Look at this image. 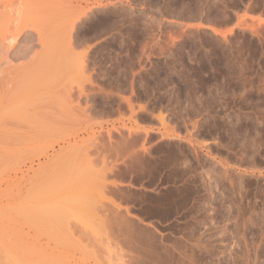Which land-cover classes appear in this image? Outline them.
Returning a JSON list of instances; mask_svg holds the SVG:
<instances>
[{
	"label": "rangeland",
	"instance_id": "obj_1",
	"mask_svg": "<svg viewBox=\"0 0 264 264\" xmlns=\"http://www.w3.org/2000/svg\"><path fill=\"white\" fill-rule=\"evenodd\" d=\"M3 10L9 13L0 15V34L5 29L2 36L7 35L10 43L0 38V264L17 262V257L28 255V251H33L28 257L35 260L55 252L63 256L57 260L61 264L67 258L70 264L76 260L77 264H111L119 253L115 249L124 243L118 246L114 240L118 247H112L114 234L110 229L114 227H109L107 220L113 214H124L126 203L140 218L133 222L141 233L144 230L142 234H153L163 245L167 241L164 247L158 244L162 246V258L169 254L163 259L166 264L178 259L180 264H264V24L257 19L264 18V0H0V12ZM205 18L226 27L223 30L232 26V31L223 37L208 26H194ZM185 21L194 25L187 26ZM81 86L89 94L87 98L77 96ZM65 88L76 94L73 101L79 100L91 119L79 116L71 120L61 112L58 115L64 104L69 105L61 93ZM125 97L132 99L136 109L130 118ZM54 111L60 118L53 116ZM158 112L167 117L169 128L159 123L155 117ZM143 114L148 117H141ZM132 121L155 131L160 129L157 133L165 128L178 131L180 139L167 141L161 135L155 137L156 133L149 138L152 140L147 138L145 146L152 151L149 158L153 160L159 150V159L165 163L167 154L182 144L183 151L188 149L189 160L182 164L191 165L192 172L187 171L189 167L182 175L183 168H178L177 172H166L168 178L161 174L164 179L154 175L135 178L133 168L127 171L123 163L127 159L120 155L122 151L91 148L93 135L107 144L109 129L113 142L118 137L120 140L121 131L135 126ZM186 136L191 141L195 138V146H188ZM138 148L136 145L133 153ZM107 153L109 165L114 166L116 161L118 166L105 180L100 177L103 163L99 160ZM198 156L202 157L199 162ZM170 157L175 159V155ZM200 161L206 163L205 175ZM102 179L114 183V187L108 184L103 193ZM207 179L212 181L210 190ZM199 183L200 189L196 187ZM124 192L131 193L130 202ZM171 192L178 200L173 196L170 201L164 200ZM37 195H42L43 201ZM72 195L77 199H72V205L80 199L79 211L75 207L77 217L68 215L47 222L40 215L32 213L24 219L23 213L15 212L21 203L40 204L62 196L57 201L61 203L68 197L71 201ZM35 197L40 200L32 201ZM157 202L164 205L157 206ZM38 204L39 209H45ZM141 206L154 210L149 208L148 212ZM106 231L112 237L108 238L111 245ZM118 239L122 240L120 235ZM6 248L7 252L11 250L12 263L8 262ZM20 256V261L24 260Z\"/></svg>",
	"mask_w": 264,
	"mask_h": 264
},
{
	"label": "bare ground",
	"instance_id": "obj_2",
	"mask_svg": "<svg viewBox=\"0 0 264 264\" xmlns=\"http://www.w3.org/2000/svg\"><path fill=\"white\" fill-rule=\"evenodd\" d=\"M10 10L11 9H9V12H10ZM7 11L8 10H3V13H1L0 12V15L1 14H3L4 16L5 15H7L8 16V13H7ZM12 12H13V10H12ZM11 12V13H12ZM16 12V11H15ZM19 12V11H18ZM4 13H6V14H4ZM11 13L9 14V16L11 15ZM17 13V12H16ZM6 16V17H7ZM15 16H16V14H15ZM17 17V16H16ZM250 18H251V16H250ZM252 18H254L253 16H252ZM8 19H9V17H8ZM205 19H207V18H205ZM258 19V22L259 23H263L264 24V18H257ZM16 20V19H15ZM202 20V19H201ZM8 22V21H7ZM19 22H20V16H19ZM186 23H184L185 25H187V26H193L194 25V23H190V22H188V21H185ZM194 22V21H193ZM199 22V21H198ZM197 22V24H195L194 26H197V27H202V26H208L210 29H211V31L212 32H214V33H216V34H218V35H220V36H226L227 34H229L231 31H232V26H230V27H228L227 29H220V28H218V27H216V26H211V25H207V23H205V22H199L198 23ZM208 22H209V19H208ZM193 24V25H192ZM226 28V27H225ZM4 30L5 29H3V31L1 32L2 34H0V38L2 39H4L5 37V35L4 36H2L5 32H4ZM4 32V33H3ZM11 34V33H10ZM9 34V35H10ZM6 38L7 39H9L8 38V36L6 35ZM5 38V42H7V39ZM2 41V40H1ZM9 41V40H8ZM10 41H12V40H10ZM3 43H4V40L2 41ZM8 43V42H7ZM10 43V42H9ZM8 43V44H9ZM13 43V42H12ZM0 44H2V43H0ZM5 44V43H4ZM5 45H7V44H5ZM81 59H82V57H81ZM83 60V59H82ZM81 61V60H80ZM83 62V61H82ZM79 63V62H78ZM77 63V64H78ZM83 63H81L80 65H82ZM79 65V67L81 68V67H83V65L82 66H80ZM84 66H85V64H84ZM80 71H82V70H80ZM90 77H91V75H89ZM90 77H89V79H90ZM68 88H70V87H68ZM54 91H56V90H53L52 91V93L54 92ZM9 93V92H8ZM61 93L64 95L63 96V99H64V101H66V102H64V103H66V105L67 104H69L67 107L65 106V104H64V107H65V109H63L62 108V111H59V113H58V111L56 112V111H54V117H56V116H60V112H61V115L63 116H66L67 117V119H71V120H73V119H77L79 116H81V119L82 118H84V120L86 119V120H88V119H91L90 118V115L88 114V112H87V110H86V108L85 107H81V105L79 104V100H77V102L75 103L74 101V95L76 96V94H74V92L71 90V89H64V91H61ZM48 94H49V92H48ZM51 94V93H50ZM49 94V95H50ZM82 95H84V97H86V96H88L89 94H87L86 93V90L84 89V87H78L77 88V96L80 98ZM92 97V96H91ZM87 98V97H86ZM75 99H77V98H75ZM74 100V101H73ZM124 101H126L125 103H127L128 104V109L131 111V114H130V116L128 117V118H130L131 117V115H133L134 116V114H132L134 111H136V109H133V105H134V103L132 104V99L131 98H129V97H125L124 99H123ZM72 102H74L75 104H72ZM126 104V105H127ZM135 108V107H134ZM138 108H143V106H140V105H138ZM59 110H61V109H59ZM102 111H104V110H102ZM51 114H53V110H51ZM62 112H64V113H62ZM100 112V111H99ZM56 113H58V115L56 114ZM138 114H139V112H137ZM136 113V114H137ZM56 115V116H55ZM58 116V117H59ZM63 116V117H64ZM139 116V115H138ZM141 116V115H140ZM165 115H161V113L160 112H158V115L156 114V116L155 117H157V120H159V123L163 126V128L164 127H168V123H166L167 121H169V120H167L166 121V119H167V117L165 118L164 117ZM141 117H143V118H145V117H148V116H146L145 115V117H144V114H143V116H141ZM141 117H139V118H141ZM60 118V117H59ZM132 118H134V117H132ZM142 118V119H143ZM165 118V119H164ZM56 119H58V118H56ZM79 119V118H78ZM133 120V119H132ZM135 120V119H134ZM130 121V120H129ZM134 124H135V126H132V125H130L129 127L127 126V129H126V131H127V133H125L126 131L124 130V131H121L119 134H121L122 132L125 134L124 136H122L123 135V133L121 134V136H120V140H119V137H118V140H116V141H114L113 142V140L111 139L112 138V136H111V130H107L106 131V134H107V137H108V139H109V143H105L106 142V140H105V142H103L101 139V141L99 140V136H97V135H93L92 137H91V140L90 141H92V143H90V142H88V144L90 143V145L91 146H93V147H91L90 145H88L89 147H91V148H94V149H98L99 147V150L100 149H103V151L105 150H108V152L109 151H112V152H114L115 151V153L116 152H119L120 153V151H122L121 153L122 154H120V155H123L124 157H126V161H124L123 163H124V165L125 164H127V166L125 165V167H126V169H129V170H127V171H130L132 168H133V171L136 173V176H134L135 178L136 177H139V176H143V175H147V176H149L150 178H152L151 176H157L158 178L159 177H161L163 174V176H166V172H168V171H170L171 173L175 170L176 172H177V170H178V168H183L182 170H180V171H183V173H181L182 175L184 174V169H189V167H190V169H191V165L189 166V167H187L188 165H185V164H182V163H185V161H186V164H187V161H189V160H187L186 158V149H184L186 146H187V144H186V146L185 147H183V149L185 150V151H183L182 149H181V147L183 146L182 144L181 145H178L179 146V148H177L176 150H171L170 152H169V156H168V154H167V158H166V162L165 163H161L163 160H161L162 158H160L159 159V156H161V155H159L158 156V154H159V150L157 151L158 153L156 154L157 156H155V157H153L154 159L153 160H151L150 158H152L151 156H149V155H151V148H149V146L148 147H146L145 146V142H147V138H148V140H152V139H149V138H151V136H152V134H154V133H156V134H154V136L156 135H158L157 137H160V138H168L167 139V141L169 140V139H171V140H174V139H180L181 137H179V135H178V131L177 132H174L175 131V129L173 130V131H169V129L168 130H166V128L165 129H163V132H162V130H161V132L160 133H157V130H160V129H157L156 131H155V129L154 130H152L151 129V127L150 128H146V127H143V126H140L139 124H137L136 123V121H132ZM166 125V126H165ZM195 126V125H194ZM194 126L192 125V128H194ZM126 127V126H125ZM169 128V127H168ZM174 128V126L171 128V129H173ZM125 129V128H124ZM184 129H186V127L184 128ZM187 130V129H186ZM189 131H190V129H188ZM187 130V131H188ZM197 130H198V128H197ZM186 131V132H187ZM159 132V131H158ZM189 133V132H188ZM196 133V132H195ZM141 134L144 136V137H142L141 136ZM187 134V133H186ZM192 134V133H191ZM162 137H161V136ZM190 135V134H189ZM155 136V137H156ZM194 136V135H193ZM192 136V137H193ZM153 137V136H152ZM154 137V138H155ZM184 137V136H183ZM187 137V136H186ZM101 138V137H100ZM165 138V139H166ZM103 139V138H102ZM117 139V138H116ZM159 138H156L155 140H158ZM184 139V138H183ZM182 139V140H183ZM186 139V138H185ZM185 139L183 140V141H185ZM191 139V138H190ZM188 137H187V140L185 141V142H187L188 143V146L189 145H192L193 143H195V142H193L192 143V141H193V139H195V138H192V141L190 140ZM99 140V141H98ZM115 140V139H114ZM154 140V139H153ZM181 140V141H182ZM197 140V139H196ZM82 141H83V139H82ZM108 141V140H107ZM159 141H161V140H159ZM164 141V143L165 142H167V141H165V140H163ZM182 141V142H183ZM195 141V140H194ZM248 141V140H247ZM87 142V141H86ZM113 142V143H112ZM155 142V141H154ZM172 142H174V141H170V143H172ZM199 142V141H198ZM249 142V141H248ZM247 142V143H248ZM71 143V142H70ZM75 143H77V141H75ZM74 143V144H75ZM83 143H85V142H83ZM181 143V142H180ZM73 144V145H74ZM207 144V143H206ZM248 144H250V143H248ZM70 145V144H69ZM72 145V146H73ZM136 145H138V152L136 151V152H134L133 153V148H135L136 147ZM154 145V144H153ZM166 145V144H165ZM167 145H168V142H167ZM170 145V147H172L171 145H173V144H169ZM194 145V144H193ZM192 145V146H193ZM86 146V145H85ZM135 146V147H134ZM178 146H176V147H178ZM181 146V147H180ZM195 146V145H194ZM198 146H200V145H198ZM248 146V145H247ZM151 147V146H150ZM160 147H161V149H162V151H163V147L160 145ZM167 147V146H166ZM169 147V146H168ZM176 147H174V149L176 148ZM204 147V146H203ZM206 147V146H205ZM82 148V147H81ZM86 148V147H85ZM88 148V147H87ZM104 148H106V149H104ZM159 148V147H158ZM193 148H197V147H193ZM192 148V149H193ZM201 148V147H200ZM60 149H62V148H60ZM59 149V151H61ZM79 149V148H78ZM78 149H77V151H78ZM83 149V148H82ZM132 149V150H131ZM139 149H140V152H139ZM170 149V148H169ZM190 149V148H189ZM87 150V149H86ZM164 150H165V147H164ZM168 150V149H167ZM188 150V149H187ZM197 149H195L194 150V152H197L198 153V151H196ZM73 151V150H72ZM81 149L79 150V152H80V154H81ZM90 151H91V149H90ZM97 152H98V150H96ZM103 151H101V154H102V152ZM191 151V150H190ZM190 151H187V153L188 154H190L189 152ZM205 151V150H204ZM84 152H86V151H84ZM88 152V151H87ZM107 152V151H106ZM105 152V153H106ZM192 152V151H191ZM206 152V151H205ZM73 153V152H72ZM78 153V152H77ZM133 153V154H132ZM166 151H165V155H166ZM85 154V153H84ZM88 154V153H87ZM110 154H111V152H110ZM153 154V153H152ZM206 154V153H205ZM74 155V154H73ZM77 155V154H76ZM82 155V154H81ZM80 155V156H81ZM86 155V154H85ZM108 153H107V155L106 154H103L99 159V161H102V163H103V166L100 168V177H102L103 179H105L106 180V177H108V175L110 174V173H113L114 174V172H113V170L115 169V168H113L115 165H116V161H115V165L113 166L112 164L111 165H109L110 163V161H111V159H108ZM175 155V159H173V161L172 160H170L169 159V157L171 156V157H173V156ZM176 155H178V156H176ZM194 155H195V153H194ZM196 155H198V154H196ZM201 155V154H200ZM70 156V155H69ZM118 156V153H117V155H116V157ZM122 156V157H123ZM153 156V155H152ZM192 156H193V154H192ZM191 156V157H192ZM71 157V156H70ZM88 157V156H87ZM110 157V156H109ZM111 157H112V155H111ZM110 157V158H111ZM115 157V156H114ZM130 157H132V158H130ZM150 157V158H149ZM162 157V156H161ZM165 157V156H164ZM170 157V158H171ZM180 157H181V159H184V160H182V162H178L177 161V159L179 160L180 159ZM193 157H196L197 158V156H193ZM200 156H198V158H199ZM86 158V157H85ZM200 158H202V157H200ZM198 159V161L197 162H199V160H201V159ZM89 159V158H88ZM116 159V158H115ZM163 159H165V158H163ZM190 159V162L192 161L191 160V158H189ZM54 160H56V159H54ZM112 160H114V159H112ZM161 160V161H160ZM90 161H91V159H90ZM90 161L88 162V163H90ZM171 161V162H170ZM132 162H134V163H132ZM170 162V163H169ZM201 162V161H200ZM204 163H202L200 166L202 167V168H200V169H202L203 170V167H206V166H203V164H206L205 163V161H203ZM114 163V162H113ZM193 163V162H192ZM181 164L182 165H185V166H181ZM189 164V163H188ZM194 164V163H193ZM198 164V163H197ZM210 164V163H209ZM208 164V165H209ZM224 164V163H223ZM123 165V164H122ZM124 165H123V167H124ZM199 165V164H198ZM207 165V167H209ZM118 165H116V167H117ZM124 167V168H125ZM210 167H213V166H211L210 165ZM131 168V169H130ZM160 168H162V170H163V168H164V170L163 171H160ZM193 168V167H192ZM123 169V168H122ZM125 169V170H126ZM177 169V170H176ZM190 169L189 170H187V171H189V173L190 172H192V170L193 169H191V171H190ZM195 169V168H194ZM199 169V168H198ZM197 169V170H198ZM124 170V171H125ZM205 170V169H204ZM202 171L203 173H204V175H205V171ZM99 171V170H98ZM122 171V170H121ZM200 171V170H199ZM199 171H197L198 173H199ZM116 172V171H115ZM123 172V171H122ZM132 172V171H131ZM131 172H130V174H131ZM186 172V171H185ZM201 172V171H200ZM201 172V173H202ZM215 172V171H214ZM98 173V172H97ZM129 173V172H128ZM187 173L188 172H186V175H187ZM188 173V174H189ZM200 173V174H201ZM202 173V174H203ZM226 173V172H225ZM112 174V175H113ZM126 174V173H125ZM130 174H128V175H130ZM162 174V175H161ZM227 174V173H226ZM98 175V174H97ZM134 175V174H133ZM132 175V176H133ZM170 175V174H169ZM126 176V175H125ZM185 176V175H184ZM200 176V175H199ZM99 177V176H98ZM99 177V178H100ZM192 177V176H191ZM195 177V176H194ZM203 177V176H202ZM207 178H208V176H206ZM205 176H204V178H206ZM162 179H164V178H168L167 176L166 177H161ZM160 178V179H161ZM188 178V177H187ZM189 178H190V175H189ZM193 178V177H192ZM197 178H199V177H197ZM200 178H201V176H200ZM204 178H202V179H204ZM102 179V180H103ZM128 179V178H127ZM215 179V178H214ZM213 179V180H214ZM229 179V178H228ZM105 180H103V184L102 185H100V187H102L101 188V190L103 191V193H105V190H106V188L108 187V184H112L113 185V187H114V183H111V182H109V183H106L105 182ZM132 180V179H131ZM134 180V179H133ZM132 180V181H133ZM194 181H196L195 179H193ZM205 180V179H204ZM207 180H209V179H207ZM230 180H232V179H230ZM108 181V180H107ZM128 181V180H127ZM129 182H130V180H129ZM191 182V181H190ZM210 182L212 183V181H208V183L207 182H205V183H207L208 184V186L210 187ZM216 182V181H215ZM218 182V181H217ZM198 182L196 181V183L194 182V185H196ZM201 183H203L202 185H204V182L203 181H201ZM234 183V182H233ZM127 184V183H126ZM188 184V183H187ZM215 185L217 184V183H214ZM111 185V186H112ZM190 185V184H189ZM192 185H193V182H192ZM214 185V186H215ZM206 186V185H205ZM112 187V188H113ZM127 187V186H126ZM187 187V186H186ZM190 187V186H189ZM196 187H200V183L196 186ZM203 187V186H202ZM208 187V188H209ZM211 187H212V185H211ZM209 188L208 190H210V189H212V188ZM110 188V187H109ZM108 188V189H109ZM194 188V187H193ZM127 189V188H126ZM125 189V190H126ZM177 189H179V188H177ZM183 189H185L184 187H183ZM200 189V188H199ZM202 189V188H201ZM100 190V191H101ZM111 190V189H110ZM190 190H192V188L190 189ZM189 190V191H190ZM193 190H195V189H193ZM192 190V191H193ZM203 190H205V189H203ZM112 191H114V190H112ZM127 191V193L130 191L129 189L128 190H126ZM174 191H175V189H174ZM187 191V190H186ZM191 191V192H192ZM197 191V190H196ZM131 192V191H130ZM167 192V191H166ZM182 192V191H181ZM188 192V191H187ZM190 192V193H191ZM208 192V191H207ZM125 193V192H124ZM127 193H125V196H124V198L126 199V200H130V194H127ZM135 193H137V192H135ZM194 193H195V191H194ZM198 192H196V194H197ZM134 194V193H133ZM164 194V193H163ZM170 194V195H169ZM168 195L166 194L165 196H163V197H165L164 198V200H167V201H170L171 199H172V196H173V192H171V193H169ZM172 194V195H171ZM201 194V193H200ZM28 195V194H27ZM30 195V197H31V194H29ZM28 195V196H29ZM71 195V194H70ZM105 195V194H104ZM193 195V194H192ZM34 196H36L35 194H33V197ZM67 196V195H66ZM64 197L63 196V198H67V197ZM73 196L74 195H72L71 196V201L69 200L70 199V197H68L69 199H64V201H63V199H62V201L63 202H65V200H66V202L65 203H63V202H57V201H61L60 200V198L62 197V196H60L58 199L57 198H53V201L51 200H49V202L47 201H44V203L43 202H40V204H38V203H33V202H31V203H33L34 205H35V207H34V205L33 204H31L29 201L27 202L28 203V206H27V204L25 203V202H23V203H25L24 205L21 203L18 207H17V211L15 210V212H17L19 215H21L22 213V215H25V217H24V219L25 218H27L28 219V217L29 216H31V215H35L36 214V216L37 215H40L41 216V219L43 218V220L45 221V219H46V221L48 222V220L49 221H51V219H53V222H54V219H55V221H58V218H61V217H64V216H71L72 215V217H74V216H76L77 217V212L79 211V209H78V207L80 206V199L78 198V204H75V202H73L74 204L72 205V199H74V200H76L77 201V199H75V198H73ZM134 196V195H133ZM132 196V197H133ZM136 196V195H135ZM149 196V195H148ZM161 196V197H162ZM194 196V195H193ZM208 196V195H207ZM37 197L38 198H40L41 200H42V195L40 196V195H37ZM138 197V196H137ZM150 197V196H149ZM162 197V198H163ZM176 197V199L178 198L177 196H175ZM174 196H173V198H175ZM216 197V196H215ZM214 197V198H215ZM135 198V197H134ZM133 198V199H134ZM159 199L157 200V201H160V196L158 197ZM162 198H161V200H162ZM171 198V199H170ZM36 199V197L35 198H32L31 200L32 201H34ZM40 199H36V200H40ZM44 199V198H43ZM46 199V198H45ZM55 199H57L56 200V202L54 201ZM132 199V200H133ZM136 199V198H135ZM150 199V198H149ZM152 199V198H151ZM175 199V200H176ZM179 199H181V198H179ZM183 199H185V198H183ZM208 199V198H207ZM30 200V201H31ZM70 201V202H68L67 203V201ZM125 200V201H126ZM138 200V199H137ZM175 200H172L174 203H175V205H177L176 204V202H175ZM178 200V199H177ZM43 201V200H42ZM142 201V200H141ZM144 201V200H143ZM146 201V200H145ZM148 201H150V200H148ZM167 201H163V203L164 202H166V203H168ZM50 202H52L53 204L55 203L56 205H54V206H52L53 204H50V206H49V203ZM130 202V201H129ZM151 202V201H150ZM154 202L156 203V201L154 200ZM211 202V201H210ZM18 203V202H17ZM42 203V204H41ZM47 203V204H46ZM148 203V202H147ZM154 203V205L155 206H153L154 208H156L158 205H160V204H163L162 202H157V206H156V204ZM173 203V204H174ZM178 203V202H177ZM209 203V202H208ZM38 204V206H40V208L42 207H45V209L43 208V209H39V207H37L36 205ZM168 204H170V203H168ZM171 204H172V202H171ZM25 205H26V207H25ZM31 205H32V207H31ZM59 205V206H58ZM74 205H78V206H74ZM126 205V207H124V208H122V210L123 209H125L124 211V214H123V212H122V214L120 213L119 215V217H116L114 214L113 215H111V219L110 218H108L109 219V221L107 220V224H109V227H114V229L113 228H111L110 230V234H114V235H112V236H114V238H113V240H112V243L114 242V240H116V245H118L121 241H123V246L127 249H124V247L122 246L121 248L120 247H118V246H120V245H118V246H115V242L113 243L114 245H112V247L114 246L115 248H117L118 247V249H115L116 251L115 252H117V251H119V253H116L115 255V258H113V262L111 263V264H166V259H165V263L163 262V259L166 257V256H169V254H167L166 252H164V253H166L167 255L164 257V258H162L163 257V255L164 254H162V252H161V249H162V246L164 247V245H166V242H165V244L163 245L161 242H162V240L160 241V242H157V240H155V238L152 236V235H148V234H142L143 233V231H142V233L138 230V229H140V227L137 229V227H135V225H134V222H133V219L135 220V221H137V220H140V218H138L136 215H134L133 213H131V211H130V209H129V207H128V204L126 203L125 204ZM147 205H149V204H147ZM164 205V204H163ZM163 205L161 206V207H163ZM165 205H167V204H165ZM24 207V209H23V207ZM74 206V207H73ZM81 206H82V204H81ZM119 206L120 205H118V206H116L117 208H119ZM129 206H130V204H129ZM144 206V205H143ZM143 206H141V207H143ZM171 206V205H170ZM170 206H168V208L170 207ZM173 206V205H172ZM210 206H211V204H210ZM75 207H76V209L78 210H76L75 209ZM101 207V206H100ZM99 207V208H100ZM146 207V206H145ZM145 207H143L142 209H144ZM148 207V206H147ZM152 206H150L149 208H150V210L151 209H153V208H151ZM22 208V209H21ZM39 209V210H41V211H39V210H37V211H35L34 209ZM101 208H103V207H101ZM130 208H132V205H131V207ZM149 208L147 209V208H145V211L146 210H148V212H149ZM175 208V207H174ZM22 211H21V210ZM27 209V210H26ZM30 209V210H29ZM31 209H33L32 210V212H31ZM133 209V208H132ZM159 211H160V207L159 208H157ZM157 209H155V211H157L158 212V210ZM165 209H167V208H165ZM172 209V208H171ZM19 210V211H18ZM29 210V211H28ZM74 210H75V212H74ZM154 210V209H153ZM152 210V211H153ZM163 210H164V208H163ZM24 211V212H23ZM34 211V212H33ZM103 211V210H102ZM152 211H150L151 213H153ZM21 214H20V213ZM26 212V214H24ZM42 212H44V213H42ZM156 212V213H157ZM166 212V211H165ZM13 213V212H12ZM33 213V214H32ZM40 213H42V214H45V215H43V217H42V214H40ZM76 213V214H75ZM150 213V214H151ZM155 212H154V215L156 214ZM159 214H162V213H160V212H158ZM15 214V213H14ZM30 214V215H29ZM74 214V215H73ZM150 214H148V215H150ZM16 215V214H15ZM28 215V216H27ZM98 216H99V214H98ZM104 216H106V215H104ZM155 216H157V215H155ZM160 216H162V215H160ZM207 216V215H206ZM20 217V216H19ZM46 217V218H45ZM100 217V216H99ZM98 217V218H99ZM18 218V217H17ZM101 218V217H100ZM40 219V220H41ZM48 219V220H47ZM57 219V220H56ZM66 219V218H65ZM103 219V218H102ZM101 219V220H102ZM106 219V218H105ZM59 220H61V219H59ZM63 220V219H62ZM32 221V220H31ZM97 223H98V221H96ZM105 222V221H104ZM104 222H103V225L105 226V224H106V222H105V224H104ZM109 222V223H108ZM44 223V222H43ZM51 223V222H50ZM50 223H49V226H50ZM61 223V222H60ZM62 223H64V222H62ZM100 223V222H99ZM98 223V224H99ZM44 224H46V227H48L47 226V224L48 223H44ZM43 224V225H44ZM42 225V226H43ZM52 225V224H51ZM102 225V226H103ZM137 225H138V223H137ZM45 226V225H44ZM43 226V227H44ZM63 226V225H62ZM101 226V227H102ZM108 227V226H107ZM65 228V227H64ZM104 228V227H103ZM193 228H195V227H193ZM43 229V228H42ZM105 229H107V228H105ZM105 229H103V231L105 230ZM113 229V230H112ZM192 229V228H191ZM190 229V230H191ZM66 230V229H65ZM193 230H195V229H193ZM68 231V230H67ZM47 232V231H46ZM107 232V231H106ZM113 232V233H112ZM118 232V233H117ZM191 233V232H190ZM72 234V233H71ZM117 234H119L120 236H121V238H122V240H120V239H118V237H119V235H117ZM106 235H107V239L109 238L110 239V237L108 236V232L106 233ZM116 237H117V239H116ZM105 238V239H106ZM112 238V237H111ZM157 238V237H156ZM165 238V237H164ZM22 239V238H21ZM109 239H108V245H111V244H109ZM194 239H196V238H194ZM193 239V240H194ZM25 240V239H24ZM24 240H22V242L24 241ZM76 240V239H75ZM199 240V239H198ZM70 242V241H69ZM177 242V241H176ZM198 242H202L201 240L200 241H198ZM197 242V243H198ZM204 242V241H203ZM202 242V243H203ZM26 243V242H25ZM72 243V242H71ZM118 243V244H117ZM161 243V244H160ZM164 243V242H163ZM170 243V242H169ZM174 243H175V241H174ZM182 243H183V241H182ZM20 244V243H19ZM21 244H23V243H21ZM29 244V243H28ZM68 244V243H67ZM158 244H160V245H162L161 246V248L159 247L160 245H158ZM199 244H201V243H199ZM198 244V248H199V245ZM204 244V243H203ZM212 244V243H211ZM25 245V244H24ZM35 245V244H34ZM72 245H73V243H72ZM176 244H174V246H175ZM179 245V244H178ZM178 245H176V247L178 246ZM186 245V244H185ZM197 245V244H196ZM202 245V244H201ZM205 246H207V245H209V244H204ZM12 246V245H11ZM31 246V245H30ZM66 246V245H65ZM171 246V245H170ZM181 246V245H180ZM187 246V245H186ZM203 246V245H202ZM210 246V245H209ZM22 247V246H21ZM113 247V248H114ZM172 247V246H171ZM184 247V246H183ZM183 247H182V249H183ZM192 247H193V243H192ZM194 247H196V246H194ZM212 247H214V246H212ZM30 248H32V247H30ZM30 248H28L27 247V249H30ZM34 248V247H33ZM113 248H111V249H113ZM160 248V249H159ZM166 248V247H165ZM170 247L168 246V249H169ZM173 248V247H172ZM203 247H201V249H202ZM25 249H26V246H25ZM58 249V248H57ZM110 249V250H111ZM182 249H181V251H182ZM193 249V248H192ZM204 249V248H203ZM202 249V250H203ZM22 250V249H21ZM34 250V249H33ZM123 250V251H122ZM125 250V251H124ZM164 250V249H163ZM189 250V249H188ZM212 250V249H211ZM5 251L7 252V248L5 249ZM10 252H11V250H9ZM35 251V250H34ZM50 251H52V250H50ZM112 251H114V250H112ZM165 251H166V249H165ZM168 251V250H167ZM208 251H209V249H208ZM10 252H7L6 254H8L7 255V257L9 258L8 259V262H10V263H12L13 262V260L12 259H10ZM24 252V251H23ZM29 252L30 251H28V255H26L25 256V254H21V256L18 254V253H16V255L18 254L19 256H20V258H24V260L26 259V263L25 262H23L24 260H22V261H20V259H19V256L17 257L18 259H16L17 260V262H20V264H30L31 263V261H33L32 262V264H61V262H58L57 260L60 258V256H56V254H55V252L54 253H52L53 254V256H56V258L57 259H55V258H53V257H51L52 256V254L50 253V256H48L49 255V253L47 254H44V256L45 255H47V258L49 257V259H47L46 257H44L43 256V254L41 255V256H43L42 258H44V259H41V261H39V259L41 258V256L39 257V258H37L36 257V260H35V258H29V257H31L30 256V254H29ZM114 252V253H115ZM171 252V251H170ZM169 252V253H170ZM183 252H184V249H183ZM185 252H186V250H185ZM185 252H184V254L183 255H185ZM194 252V251H193ZM204 252V251H203ZM210 252V251H209ZM214 252V251H213ZM30 253H33V251H31ZM181 253V252H180ZM180 253H179V255H180ZM187 253V252H186ZM215 253V252H214ZM35 255H36V253H34ZM55 254V255H54ZM208 254V253H207ZM13 255V254H12ZM174 254H172V256H173ZM194 256V258H195V254H193ZM14 256H15V254L12 256L13 257V259H14ZM29 256V257H28ZM39 256V255H38ZM162 256V257H161ZM176 256V255H175ZM186 257H187V259L184 257V256H182V257H184L186 260H187V262H188V255L186 254L185 255ZM6 257V258H7ZM11 257V258H12ZM59 257V258H58ZM61 257H63V256H61ZM67 257V256H66ZM189 257H190V255H189ZM46 258V259H45ZM65 258V257H64ZM63 258V259H64ZM71 258H72V256H71ZM170 258V257H169ZM169 258H167V259H169ZM173 258V257H172ZM28 259H30L29 261H28ZM34 259V260H33ZM61 259V258H60ZM68 259H69V261H70V258H67L66 260H65V263H63L62 262V264H70V262H68V263H66L67 261H68ZM75 259V258H74ZM74 259H72V260H74ZM162 259V260H161ZM177 259V258H176ZM185 259L183 260V261H185ZM9 260H12V261H9ZM19 260V261H18ZM172 260V259H171ZM170 260V261H171ZM190 260V259H189ZM15 261V260H14ZM37 261H39V262H37ZM75 261V260H74ZM77 261V260H76ZM76 261L75 262H72L71 264H73V263H76ZM169 261V260H168ZM176 261H178V262H180L181 260H175V261H172V262H176ZM17 262H14V263H17ZM22 262V263H21ZM172 262H170L171 264H173ZM178 262H176V264H180V263H178ZM192 262V261H191ZM14 263H12V264H14ZM169 263V262H168ZM181 263H182V261H181ZM184 264H186V262H183ZM17 264H19V263H17ZM77 264V263H76ZM82 264V263H81ZM193 264V263H192Z\"/></svg>",
	"mask_w": 264,
	"mask_h": 264
},
{
	"label": "crops",
	"instance_id": "obj_3",
	"mask_svg": "<svg viewBox=\"0 0 264 264\" xmlns=\"http://www.w3.org/2000/svg\"><path fill=\"white\" fill-rule=\"evenodd\" d=\"M207 25H213V26H217V27H219V28H222V29H223V28H225L224 26H220V25H214V23H210V22H209V23H207Z\"/></svg>",
	"mask_w": 264,
	"mask_h": 264
},
{
	"label": "water",
	"instance_id": "obj_4",
	"mask_svg": "<svg viewBox=\"0 0 264 264\" xmlns=\"http://www.w3.org/2000/svg\"><path fill=\"white\" fill-rule=\"evenodd\" d=\"M204 22H207L208 20H206V19H202Z\"/></svg>",
	"mask_w": 264,
	"mask_h": 264
}]
</instances>
